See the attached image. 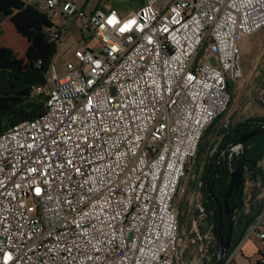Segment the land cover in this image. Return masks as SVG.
<instances>
[{
	"label": "built area",
	"instance_id": "obj_1",
	"mask_svg": "<svg viewBox=\"0 0 264 264\" xmlns=\"http://www.w3.org/2000/svg\"><path fill=\"white\" fill-rule=\"evenodd\" d=\"M41 9L63 29L84 19L100 49L76 50L62 72L53 62L35 88L43 114L0 135V264H209L192 163L232 101L230 80L243 77L240 43L264 29V0H145L127 15L87 13L78 0ZM183 202L200 216L193 261L182 257ZM244 238L259 241L264 264V211Z\"/></svg>",
	"mask_w": 264,
	"mask_h": 264
},
{
	"label": "trees",
	"instance_id": "obj_2",
	"mask_svg": "<svg viewBox=\"0 0 264 264\" xmlns=\"http://www.w3.org/2000/svg\"><path fill=\"white\" fill-rule=\"evenodd\" d=\"M43 1L0 0V23L3 19L8 18L16 32L28 42L24 59H20L11 48H0V135L20 123L34 120L41 116L46 109L47 96L36 94L35 88L46 83V76L58 53L64 29L55 23L51 13L41 9ZM54 30L57 31L59 39L53 37ZM0 34H2L1 31ZM233 85L232 82H229L232 98ZM262 104L264 107V103ZM226 113L227 111L205 130L198 154L192 163L194 177L190 179L192 189L189 192L197 188L199 183L203 185L201 202L205 208V217L199 227L202 230L211 229L214 233V243L209 250V264H214L218 258L220 247L216 235L220 222L216 215L217 212L212 210L213 201L209 197L206 187L214 182L213 193L221 201L229 189L231 172L228 170V164H232L229 159L223 164L217 162L222 149L232 145L245 133L264 126V117H252L233 123L230 119L225 120ZM214 137L217 140L221 138L219 148L216 149ZM233 158L235 167H237L240 164V159L236 155ZM245 158L249 163H246L244 190L238 191V193L233 191L228 204L230 209L237 207V210L233 217L236 224L231 246L225 259L242 242L248 229L261 212V206L257 202L250 203V210H245V190L249 180H259L264 184V173L259 170V164L264 161V133L254 136L246 142ZM202 166L203 169H201ZM253 166H255L254 169ZM199 175L200 178L197 180L196 176ZM240 194L242 195L241 200ZM256 196L254 194L251 201L254 202ZM184 203L180 206L182 210L181 222L187 212L184 210ZM193 216L196 221L200 218L198 213H194ZM221 222L224 225L222 235H225L227 233L225 214L222 215Z\"/></svg>",
	"mask_w": 264,
	"mask_h": 264
},
{
	"label": "rangeland",
	"instance_id": "obj_3",
	"mask_svg": "<svg viewBox=\"0 0 264 264\" xmlns=\"http://www.w3.org/2000/svg\"><path fill=\"white\" fill-rule=\"evenodd\" d=\"M41 1V0H38ZM145 0H78V5L83 8L87 13L93 12L96 9L109 10L117 9L122 15H127L132 11L137 10ZM49 13L50 12L48 11ZM55 23L62 26L61 18L55 15ZM84 19H71L65 26L64 35L59 43L58 53L54 58V64L57 69L62 72L64 65L68 60L74 59L75 51L78 49H90L99 50L100 41L99 38L88 30H83L81 23ZM0 48H11L15 54L21 59L26 58V51L28 48V42L25 38L20 36L11 21L3 19L0 23ZM262 32V33H261ZM83 36L88 37V46L84 43ZM258 38L264 39V30L260 31V34L255 35ZM243 61L241 67L245 68V62L247 64V70L243 71V77L241 79L234 80L233 85V102L229 111L225 115V120L230 119L231 122L237 123L252 116L263 114L264 108V42L262 45H255L251 50L243 51L241 58ZM263 109V110H262ZM215 147L217 145V138L213 139ZM204 164V162L202 163ZM194 177V173L191 174V179ZM198 176H196L197 178ZM193 212L188 214L185 212L183 221L181 222L183 228V259L185 261H193L198 259L203 253L200 251L202 243L197 241L196 232L191 231L193 227V220L195 217ZM200 229V228H199ZM202 232L203 230L200 229ZM210 246L214 243V233L211 230L210 234ZM193 240H195L193 242ZM260 257V255L258 256Z\"/></svg>",
	"mask_w": 264,
	"mask_h": 264
},
{
	"label": "water",
	"instance_id": "obj_4",
	"mask_svg": "<svg viewBox=\"0 0 264 264\" xmlns=\"http://www.w3.org/2000/svg\"><path fill=\"white\" fill-rule=\"evenodd\" d=\"M264 133V126L255 129L252 131H249L248 133H245L241 137H239L231 146L236 147L239 146L241 148V153L239 154V159H240V164L233 168L231 171V177L229 179V189L228 191L223 195V204H221L218 200V198L214 195L213 193V182L212 184L208 185L206 187V191L213 201L214 205L219 204V212L218 214V221L220 222L219 228L217 231V241L220 247L219 254L217 261L214 264H222L223 261L225 260V257L227 255V252L231 246V241L233 237V231L234 227L236 224V220L233 218L235 211L237 210V207H233L232 209L229 208L228 202L229 199L235 191V193H238V191L242 192L245 187V182H244V175L246 171V163H249V161L246 160L245 158V151H246V142L251 139L254 136L260 135ZM255 166H253V169ZM242 199V195L240 194V200ZM223 210H225V215L227 217V233L225 235H222V229L224 225L222 224V215H223Z\"/></svg>",
	"mask_w": 264,
	"mask_h": 264
},
{
	"label": "crops",
	"instance_id": "obj_5",
	"mask_svg": "<svg viewBox=\"0 0 264 264\" xmlns=\"http://www.w3.org/2000/svg\"><path fill=\"white\" fill-rule=\"evenodd\" d=\"M65 29H64V31H65ZM258 33L260 34V32H258ZM258 33H255V34L247 37L245 40H243L240 43V46H241L240 66L243 63V61H241L243 51L246 52V50H251L252 47L255 45H258V44L262 45L263 44L264 39L258 38L255 36ZM63 35H64V32H63ZM83 38H84V43L88 46V43H89L88 37L83 36ZM241 68H243V67H241ZM243 69L247 70L246 62H245V68H243ZM230 82H234V80H230ZM232 102H233V98H232V101H231L228 109L226 110L227 112L229 111V109L232 105ZM262 107H263V104H262ZM263 112H264V110H263ZM252 117H264V113L260 114V115L252 116ZM252 117H249V118H252ZM259 170H260V172L264 173V162L260 163ZM254 194H256L257 196L255 197V201L253 202V201H251V198ZM245 196H246V203H245V210L246 211L250 210V203L254 204L256 202L261 206L260 214L264 211V184H262L261 181L249 180L247 182V185H246ZM185 209H187V208H185ZM187 213L190 214L188 209H187ZM240 244H241V250L239 251V253L235 257L236 264H259V260H260V257H258L260 255V252H259L260 243H259V241L255 240L253 238L245 241V238H244Z\"/></svg>",
	"mask_w": 264,
	"mask_h": 264
},
{
	"label": "flooded vegetation",
	"instance_id": "obj_6",
	"mask_svg": "<svg viewBox=\"0 0 264 264\" xmlns=\"http://www.w3.org/2000/svg\"><path fill=\"white\" fill-rule=\"evenodd\" d=\"M220 141H221V138H219V141H217V145H216V147H215V149L216 148H219V144H220ZM236 147H239V146H236ZM240 148V147H239ZM234 149H235V147H232L231 146V144L230 145H228V146H226V147H224L223 149H222V152H221V154H220V156H219V160L217 161L219 164H223V163H225L226 161H227V159H229V160H231L232 161V164L230 163V164H228V170L231 172L232 171V169L233 168H235V162H234V155H236V156H238L239 157V154L241 153V148L239 149L240 151H239V153H237V152H235L234 151ZM217 151V150H216ZM262 162H264V161H262ZM261 162V163H262ZM204 165V164H203ZM260 165V164H259ZM201 169H203V166H202V168ZM191 174H192V172H191ZM215 175V174H214ZM199 178H200V175L197 177V180H199ZM190 179H191V175H190ZM214 183V182H213ZM201 184V198H202V183H199L198 184V186ZM229 184V183H228ZM214 185V184H213ZM192 188L190 187V190H191ZM193 191V190H192ZM219 200V199H218ZM223 197L221 198V201L219 200V202L221 203V204H223ZM228 204H229V202H228ZM203 205V204H202ZM229 206V205H228ZM184 210H187V209H185V203H184ZM204 207V206H203ZM233 208V207H232ZM231 208V209H232ZM205 209V208H204ZM212 210H214L215 212H217L216 214H218V212H219V204L218 205H214L213 203H212ZM205 213V212H204ZM194 213H192V215H193ZM223 214H225V210H223ZM194 217V216H193ZM234 217V216H233ZM194 220H195V218H194ZM193 220V221H194Z\"/></svg>",
	"mask_w": 264,
	"mask_h": 264
}]
</instances>
